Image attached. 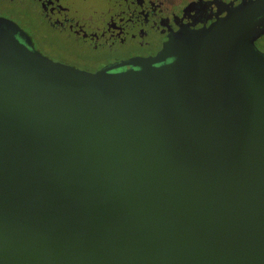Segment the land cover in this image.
<instances>
[{
	"label": "water",
	"instance_id": "obj_1",
	"mask_svg": "<svg viewBox=\"0 0 264 264\" xmlns=\"http://www.w3.org/2000/svg\"><path fill=\"white\" fill-rule=\"evenodd\" d=\"M263 22L94 72L0 27V264H264Z\"/></svg>",
	"mask_w": 264,
	"mask_h": 264
},
{
	"label": "flooded vegetation",
	"instance_id": "obj_2",
	"mask_svg": "<svg viewBox=\"0 0 264 264\" xmlns=\"http://www.w3.org/2000/svg\"><path fill=\"white\" fill-rule=\"evenodd\" d=\"M247 0H0V22L19 43L87 72L149 58L181 27L200 28ZM253 43L264 53V22ZM165 58L164 61H167Z\"/></svg>",
	"mask_w": 264,
	"mask_h": 264
}]
</instances>
